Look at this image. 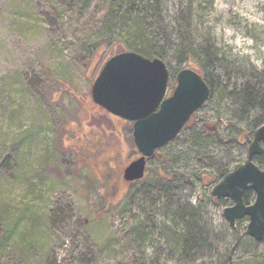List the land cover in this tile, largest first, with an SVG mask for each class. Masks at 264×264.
I'll list each match as a JSON object with an SVG mask.
<instances>
[{
	"label": "rangeland",
	"instance_id": "obj_1",
	"mask_svg": "<svg viewBox=\"0 0 264 264\" xmlns=\"http://www.w3.org/2000/svg\"><path fill=\"white\" fill-rule=\"evenodd\" d=\"M107 9V0H0V264H117L132 254L124 247L130 217L152 213L140 184L126 187L121 177L133 157L132 124L91 101L93 81L109 59L92 54ZM212 11L205 13L206 27L228 61L221 73L227 85L242 79L234 71L241 67L243 81L255 70L264 86V0H214ZM175 84L169 78V94ZM236 110L228 100L216 105L212 99L194 122L218 130L223 140V124ZM247 121L243 132L252 131L256 118ZM183 140L173 147L186 149ZM239 149H213L201 162L204 170L214 173L231 158L242 164L246 152ZM188 164L190 171L203 169L196 159ZM157 165L150 161L148 174ZM193 181L195 187L179 188L180 197L221 231L226 203L200 202L205 190ZM127 193L131 202L121 212ZM246 225L244 219L222 237L233 244ZM152 237L160 243L158 232ZM243 253L242 247L237 257ZM165 259L159 264H179Z\"/></svg>",
	"mask_w": 264,
	"mask_h": 264
},
{
	"label": "trees",
	"instance_id": "obj_2",
	"mask_svg": "<svg viewBox=\"0 0 264 264\" xmlns=\"http://www.w3.org/2000/svg\"><path fill=\"white\" fill-rule=\"evenodd\" d=\"M107 4L103 31L92 42L93 55L100 59L103 56L104 61L128 51L147 59L157 58L168 69L174 68L171 79H175L182 68L196 70L210 89L207 103L214 99L215 104L220 105L228 100L237 109L233 121L223 124L227 138L220 140L218 130L208 131L192 124L161 151L162 158L156 160L159 165L154 173H147L141 182L136 183L141 186L140 197L153 209L152 213L143 209L140 215L130 217L131 226L125 235L124 247L132 249V254L127 253L117 264H159L161 255H166L165 263L175 260L179 264H264V252L257 251L264 241H254L245 231L231 244L229 237L222 235L223 231L227 234L232 228L223 225L217 232L198 208L180 197L182 190H179L180 187H195L194 179L205 190L200 202L207 200L215 205L227 202L215 200L210 189L238 163L231 158L223 166H215L214 173L207 174L204 168L208 165L201 162L210 160V151L219 146L230 152L236 146L241 152L248 148L253 134L264 124V86L259 80L262 74L253 70L243 81V68L234 67L236 75L242 79L231 87L227 85L229 78L221 73L227 68L228 61L217 49L215 38L206 27L205 13L208 10L213 12L214 0H107ZM248 117L256 118V121L252 131L249 128L243 132V124L250 127ZM243 134L246 148H243ZM181 136L187 145L183 150L173 147ZM195 159L204 167L200 172L189 169L188 162ZM255 164L264 169V155L257 157ZM181 167L191 174L184 175ZM125 184L126 187L133 186ZM128 196L127 193L119 203L123 209L121 212L130 205ZM253 199L251 191L245 193L246 205ZM155 232L159 233V244L154 243L152 235ZM230 237L235 238V235L230 234ZM240 247L245 253L237 257ZM148 248H153L152 255L146 253Z\"/></svg>",
	"mask_w": 264,
	"mask_h": 264
},
{
	"label": "water",
	"instance_id": "obj_3",
	"mask_svg": "<svg viewBox=\"0 0 264 264\" xmlns=\"http://www.w3.org/2000/svg\"><path fill=\"white\" fill-rule=\"evenodd\" d=\"M169 71L160 59H147L124 51L110 57L91 87V101L112 116L132 123V139L139 157L122 170L125 182L143 180L146 161L176 140L189 121L201 109L210 89L200 74L182 68L175 77V87L168 93ZM264 125L254 134L246 161L227 174L212 189L217 199H229L233 206L223 211L230 226L247 218L246 234L256 242L264 241V169L253 162L263 153ZM254 194L252 203L244 204V195Z\"/></svg>",
	"mask_w": 264,
	"mask_h": 264
},
{
	"label": "flooded vegetation",
	"instance_id": "obj_4",
	"mask_svg": "<svg viewBox=\"0 0 264 264\" xmlns=\"http://www.w3.org/2000/svg\"><path fill=\"white\" fill-rule=\"evenodd\" d=\"M200 111V110H199ZM107 113V112H106ZM198 113V112H197ZM197 113H195V115H194V117H193V119H192V123H193V126L196 128H203L204 130H209V126H207V125H205L204 124V126H203V121H199V120H197V121H195L194 122V118H195V116H196V114ZM110 115V114H109ZM111 117H113L114 119H116V120H119V121H125V120H123V119H120V118H118V117H115V116H112V115H110ZM127 122V121H126ZM212 130H214V129H212ZM253 138H254V134H253V136H252V139H251V142L253 141ZM240 142H241V140H240ZM251 144V143H250ZM260 146L263 148V153L261 154V155H259V156H255L254 158H253V162L255 163V159L257 158V157H261L262 155H264V145L262 144V143H260ZM243 148H246V142H245V134H243ZM248 148H249V146H248ZM248 148H246L245 150H243L244 152H246V159H247V156H248ZM162 151V150H161ZM132 156L133 157H131V159H129V161H127V162H125V164L123 165V169L124 168H126L127 166H128V164L132 161V160H134L135 158H138L139 157V153H138V151H137V149H136V147L134 146V143H133V148H132ZM158 158L156 157V155H154V157H152V158H150V159H148L147 161H146V169H145V172H146V174L148 173V164L150 163V161H152V160H157ZM246 159L244 160V162L246 161ZM159 160V159H158ZM243 162V163H244ZM242 163V164H243ZM242 164H238V166L235 168V169H237L239 166H241ZM235 169H232V168H230L229 170V172L227 173V174H229V173H231L232 171H234ZM226 174V175H227ZM225 175V176H226ZM224 176V177H225ZM121 177H122V175H121ZM223 177V178H224ZM223 178L217 183V184H219L222 180H223ZM122 180H123V178H122ZM138 183V182H137ZM131 184H136L135 182H133V183H131ZM130 184V185H131ZM217 184H215L214 186H212L211 187V189H210V192H211V196H212V189L217 185ZM213 197V196H212ZM214 198V197H213ZM215 200H217V201H227L226 202V204H225V208H224V210L226 209V208H229V207H231V206H233V202L231 201V200H229V199H217V198H214ZM223 215V214H222ZM224 218V217H223ZM246 220H247V218H245ZM225 220V219H224ZM244 219H242V220H237V221H235V224H234V226H230L228 223H227V221H226V226H229V227H231V228H234L239 222H242ZM248 221V220H247Z\"/></svg>",
	"mask_w": 264,
	"mask_h": 264
}]
</instances>
